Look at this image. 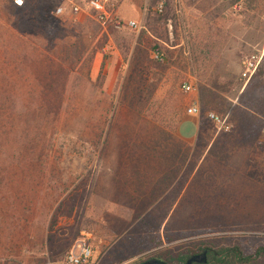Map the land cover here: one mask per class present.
Returning a JSON list of instances; mask_svg holds the SVG:
<instances>
[{
    "label": "rangeland",
    "instance_id": "374dc122",
    "mask_svg": "<svg viewBox=\"0 0 264 264\" xmlns=\"http://www.w3.org/2000/svg\"><path fill=\"white\" fill-rule=\"evenodd\" d=\"M164 3V19L162 12L147 16L145 10L151 38L90 16L78 23L70 13L55 15L60 6L53 0H24L19 8L0 0V37L32 42L26 43L24 74L17 70L6 87L0 75V264H60L82 237L93 252L89 264L164 260L206 244L237 245L247 254L264 247V162H251L264 161V124L248 150L229 145L227 162L197 168V162H176L174 184L173 154H184L174 137V116L185 109L187 96L180 89L184 66L171 69L168 57V47L179 42L196 53L203 47L198 57L207 60L214 90L203 100L221 115L222 90L239 89L233 53L242 57L259 48L239 38L255 42L264 33V0H245L240 9L232 0H206L180 12L171 2L160 3L162 11ZM199 14L204 23L186 22ZM188 30L205 32V38H187ZM17 42L11 45L21 62ZM41 46L51 53L40 54ZM157 51L162 61L154 59ZM96 55L101 63L91 79ZM256 103L264 107L263 99ZM207 131L200 143L215 137L221 145L232 129L216 134L208 124ZM219 145L211 149L212 160H221ZM106 193L108 201L101 198Z\"/></svg>",
    "mask_w": 264,
    "mask_h": 264
},
{
    "label": "crops",
    "instance_id": "0c3cea01",
    "mask_svg": "<svg viewBox=\"0 0 264 264\" xmlns=\"http://www.w3.org/2000/svg\"><path fill=\"white\" fill-rule=\"evenodd\" d=\"M53 1L56 2V4L58 6H65V5H67V3L71 2V1L77 2L80 0H53ZM152 2H160V3L171 2L174 7L179 8V12H180L181 7H191V9L197 8V6L202 7V5L204 4V2H206V0H122L120 2V4L118 5V8H117V16H118V18H120L121 20H124V21L132 20L135 22L138 21V24L144 23V25L140 24L141 26L144 27V30H142V31H144L147 36L153 38L151 36L150 32H148L146 29L148 27L145 25V22H146L145 10H147L146 7L149 6L150 3H152ZM160 3H158V5ZM129 8H131V9H129ZM131 11H136L137 17H133L130 13ZM63 15L66 16L69 14H68V12H65ZM201 15L202 14L193 16L191 18H187L186 22H188L189 25L196 24L199 22L204 23L205 18ZM86 16H88V14L83 12V13L75 16V18H74L75 20H73V21H77L78 23H82L84 21V19L86 18ZM65 20H66V18H65ZM205 35H206V33L202 32V31L201 32H197V31L192 32V30H188L186 32L187 38L195 37L197 39L203 40L205 38ZM239 41L241 42V44L244 43V44L250 46L251 48H254L255 46H259L258 49L264 48V33H262L261 37L258 38V40L255 42H250L248 40H245V38H243V37L241 39L239 38ZM182 44H183L182 42H179V43L175 44L174 46L168 47V49L171 51V52H169L171 54H168V57H169V59L173 60L172 63L170 64L171 69H178L181 71V70H183L182 67L184 66V71H185L184 74H185L186 78H185V80H183L182 84L183 83H189V84L193 85V87L195 88V92L193 94V97H195V99L197 100L199 108L202 110V112L204 110L209 111L211 108H214V110H217L210 103L211 101L209 102L207 100H203V97H205V98L209 97V96L212 97L213 96L212 92H214V90L210 88V86H211L210 84H212L211 82H209L210 81L209 80L210 79V73L206 74L208 69L206 67L207 64L205 62L207 60L203 59V57H201V59L198 57V56L202 55L203 53H205L203 51L204 50L203 47H201V49L198 50L196 53L193 50L191 51L190 48L183 49ZM111 49L113 50L112 55L114 57L118 56V54H116L117 49L114 48V46H112ZM238 53H239V51H235L233 53V55L238 60L237 61V67L239 66L241 69V63H242V61L246 55H243L241 57L240 56L241 54L239 55ZM183 58L185 60L184 65L182 63H180L181 59L183 60ZM100 61H101V59H99L98 55H96L94 60H93V66L91 69V74H90L91 79H94L95 75L97 74L98 66L101 63ZM215 78H216L217 84L221 85V82L224 80V77L219 73L216 75ZM249 83L250 84L247 86V88H245L246 85H243L235 97H228L227 98L225 95L224 96L221 95V99H224L228 103H231V107H233L235 105H238V103H237L238 97L241 94H243L241 99H240L241 109H244V106H246V108L248 107L250 110L254 111V113H252V111H251L252 114H255L256 116H258L259 115V112H258L259 109L258 108H261L262 106L257 107L256 101H257V99H263L264 100V77L254 79ZM210 93H212V94H210ZM190 99H191V96H187L186 98L183 99V102L188 103L190 101ZM209 105L211 108H209ZM174 118L176 119L175 120L176 124H175V128H174V137H175L176 141H179V143L184 146V154L183 153H179V154H175V155L173 154V158H172L173 162H172L171 170H172V168L174 170L170 171V173L176 174L175 179L173 180L174 184L177 181V173H178L177 172V166L178 165L176 162H184L182 164V166L184 164H185V166L188 165L189 162H197L198 165L196 166V168L199 165H201L203 162H210V161L227 162L225 160L227 159L226 157H228L227 152H228V147H230L229 145L232 144L233 146H236L239 150H242V151H245L244 149L248 150L247 147L250 146V143L245 144V143H243L242 139H238V138L233 139V137H230V136H227V137L221 136V145L218 144L219 139L215 140L214 139L215 137L208 139V140H210L209 144L204 145V144L200 143V139L203 137L208 138L207 125L209 124L204 117H202V116H198V117L187 116L185 114V109H183V112L181 111L179 113V115L176 114L174 116ZM218 145H219V147H221V160L217 159V158L212 160V154H211L212 150L211 149H212V147L218 146ZM158 162H160V161L148 162V163L154 165L155 163L157 164ZM237 162H240V161L238 160ZM251 162H264V161L262 158V159H255V161H251ZM159 166H160V164L155 165L154 167L159 168ZM161 167H162V165H161ZM193 172H194V170L192 171V173ZM106 189H107V187H106ZM151 191H152V187H149L145 190V194L151 193ZM144 196L146 197V195H144ZM119 197L123 198V199H129V194H126V195L122 194ZM101 198L108 201L110 196L106 193L104 196L101 195ZM174 198H175V203L173 204V206L176 205L177 195ZM126 206L129 209L132 208L130 206V204H127ZM172 207H171V209H172ZM170 211H169V213H170Z\"/></svg>",
    "mask_w": 264,
    "mask_h": 264
},
{
    "label": "trees",
    "instance_id": "16d2710c",
    "mask_svg": "<svg viewBox=\"0 0 264 264\" xmlns=\"http://www.w3.org/2000/svg\"><path fill=\"white\" fill-rule=\"evenodd\" d=\"M154 4L155 2H152L147 7V10H146L147 16H150L152 14H158L154 12V9H155L153 8ZM163 7L164 9L162 11V14L159 15V17L164 19L166 11L168 10V5L164 3ZM150 34H152V31H150ZM2 38L3 37H0V62H1L0 75L4 83L2 86L6 87V86H11L12 79L16 75L17 70L21 71V76L24 74L26 68L24 67L22 63L25 61V58H26L25 56H28L30 49L27 48L28 46L26 44V43H29V40H27L26 42L25 39L17 37V36L14 37V35L12 37H4L5 39H2ZM12 42L19 43V46L21 49L19 53L23 61L21 62L17 61L18 54H16L15 51H13L14 48L11 45ZM30 45H32V42ZM43 47L44 46L40 47L41 48L40 54L48 55L51 53ZM31 51L33 53L34 51H37V50L31 48ZM21 65H22V68H19ZM102 66L103 64L101 65V68ZM263 71L264 70L260 69L258 73L248 81L245 88H247V86L250 84L249 82H251L252 80L263 77L264 76ZM243 84H244V81L241 79V76H240L238 90L241 89ZM238 90L236 92H232L233 94H229L228 92L230 91L228 90H222V94L226 93V95L225 94L224 95L227 98L235 97L238 93ZM242 95L243 94H241L238 97V102H237L238 105H235L233 107H231V103H228L227 101L224 100V105L221 107V115L224 116L228 114L229 116L228 117L229 122L232 125V132L230 134L231 135L230 137H233V139L235 138L242 139L243 143L247 144V143H250V141H252L253 139L254 141L257 140V138L260 136L261 128L259 127V125L264 124V114L261 115L262 113L259 111L262 110L263 112L264 107L258 108L259 109L258 111L259 115L257 114L258 116H256L255 114H252L254 113V111L250 110L248 107L246 108V106H244V109H241L240 99ZM256 106L258 107L261 105L257 104ZM0 107H2L1 103H0ZM209 108H211L210 105H209ZM211 109H214V108H211ZM205 111L207 110H204L203 112ZM161 242H162L161 238H158V243L156 244V246L160 245ZM203 252H206V262L204 264H264V247L263 246H259L252 253L247 254V253H244L240 249V247L237 245L229 246V247L214 248L213 246L209 244H206L204 246L185 248L181 252H178L173 256L167 255L164 258V261L167 262L168 264H185V262L189 258L195 255H200ZM193 264H200V263H193Z\"/></svg>",
    "mask_w": 264,
    "mask_h": 264
},
{
    "label": "built area",
    "instance_id": "2783aa9c",
    "mask_svg": "<svg viewBox=\"0 0 264 264\" xmlns=\"http://www.w3.org/2000/svg\"><path fill=\"white\" fill-rule=\"evenodd\" d=\"M122 0H85L83 5L75 2H69L65 6L58 7L54 14L63 15L65 12L77 16L83 12L87 13L94 21L101 25H110L115 30H130L140 32L144 27L135 21H124L118 18L117 8ZM234 9H240L245 0H232ZM16 7H21L24 0H12ZM154 11L156 13L162 12V4H159ZM154 59L162 61L163 54L160 52L154 53ZM264 70V48L255 49L250 54L246 55L241 63L240 76L246 85L248 81L253 78L258 71ZM181 92L185 96H191L190 101L185 107V114L190 117H204L212 126L216 134L229 133L232 125L229 122L228 114L222 116L212 111H205L199 108L197 100L193 97L195 88L189 83H183L180 87ZM262 141L264 142V131L262 132ZM93 252L91 245L86 237H82L75 242V244L65 253L60 264H89L92 260Z\"/></svg>",
    "mask_w": 264,
    "mask_h": 264
},
{
    "label": "water",
    "instance_id": "95a60500",
    "mask_svg": "<svg viewBox=\"0 0 264 264\" xmlns=\"http://www.w3.org/2000/svg\"><path fill=\"white\" fill-rule=\"evenodd\" d=\"M206 262V252H203L200 255H195L192 256L191 258H189L185 264H193V263H200V264H204ZM141 264H168L167 262H165L164 260L158 259V258H152L148 261H145Z\"/></svg>",
    "mask_w": 264,
    "mask_h": 264
}]
</instances>
